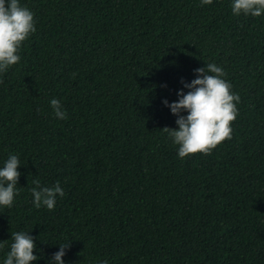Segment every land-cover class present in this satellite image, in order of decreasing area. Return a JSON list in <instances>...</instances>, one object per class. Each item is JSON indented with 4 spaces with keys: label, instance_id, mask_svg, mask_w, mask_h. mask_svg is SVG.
<instances>
[{
    "label": "trees",
    "instance_id": "obj_1",
    "mask_svg": "<svg viewBox=\"0 0 264 264\" xmlns=\"http://www.w3.org/2000/svg\"><path fill=\"white\" fill-rule=\"evenodd\" d=\"M232 3L19 0L36 31L0 73V168L16 155L21 173L0 264L15 232L32 264L68 240L64 264H264V14ZM212 63L240 97L232 136L181 159L163 101ZM34 179L59 182L54 209L34 206Z\"/></svg>",
    "mask_w": 264,
    "mask_h": 264
},
{
    "label": "clouds",
    "instance_id": "obj_2",
    "mask_svg": "<svg viewBox=\"0 0 264 264\" xmlns=\"http://www.w3.org/2000/svg\"><path fill=\"white\" fill-rule=\"evenodd\" d=\"M213 0H202L203 5L212 4ZM234 15H251L259 17L264 14V0H233ZM36 31L34 15L19 0H0V73L17 64V54L22 43ZM197 78L184 84L190 89L186 94L183 90L177 95L179 100L168 104L173 115L177 116L178 130L165 127L174 144L179 145L178 156L183 159L196 153L210 154L218 144L231 139V123L237 117L236 103L239 95L231 92V84L222 77L225 71L216 64H207L206 68L195 70ZM50 105L54 115L66 119L65 111L58 99H52ZM187 112V115H181ZM18 156L10 155L3 168H0V206L12 207L14 197L19 195L17 184L21 173L18 171ZM31 189L33 204L36 208L42 205L52 210L55 207L57 194L64 195L59 182L53 187H41L39 180H33ZM10 251L3 264H32L38 257L34 255L36 244L29 233H12ZM71 240L60 244V250L54 254L55 264H64L65 249L70 248ZM3 247V244H0ZM107 264V262H103Z\"/></svg>",
    "mask_w": 264,
    "mask_h": 264
}]
</instances>
